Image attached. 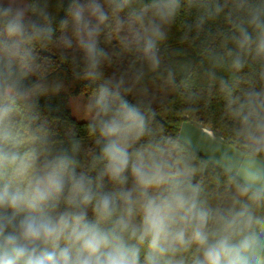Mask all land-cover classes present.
<instances>
[{
    "label": "clouds",
    "instance_id": "clouds-1",
    "mask_svg": "<svg viewBox=\"0 0 264 264\" xmlns=\"http://www.w3.org/2000/svg\"><path fill=\"white\" fill-rule=\"evenodd\" d=\"M178 21L229 123L227 142L201 134L214 145L203 159L104 71L115 36L138 81L158 73ZM49 46L94 86L88 149L40 120ZM165 82L178 87L170 68ZM0 264H264V0H0Z\"/></svg>",
    "mask_w": 264,
    "mask_h": 264
},
{
    "label": "trees",
    "instance_id": "trees-1",
    "mask_svg": "<svg viewBox=\"0 0 264 264\" xmlns=\"http://www.w3.org/2000/svg\"><path fill=\"white\" fill-rule=\"evenodd\" d=\"M178 25L179 21L169 31V38L162 48L164 60L161 70L152 73L144 69V76L139 81L136 79L140 70L139 61L134 54L120 47L117 37H108L104 47L109 51L111 60L104 67L105 75L117 79L123 77L130 89L129 99L150 104L156 110L162 135H178L181 123L189 120L208 127L215 136L227 142L230 130L222 98L217 87L201 77L207 64L201 65L197 44L182 42ZM37 58L39 67L34 79L47 89L40 99V120L46 122L48 128L61 139L74 130L85 148H90L86 125L82 126L84 122L73 117L69 100L80 94L88 96L94 86L75 78V65L61 60L55 46L38 51ZM169 68L174 73L176 88L165 82ZM189 78L190 86L185 87L182 81ZM57 83L61 85L59 89L55 87ZM19 123L23 127V115L19 117ZM198 156L203 159L200 154ZM201 178L211 196L217 197L222 193V186L216 184L212 168L207 169Z\"/></svg>",
    "mask_w": 264,
    "mask_h": 264
},
{
    "label": "water",
    "instance_id": "water-1",
    "mask_svg": "<svg viewBox=\"0 0 264 264\" xmlns=\"http://www.w3.org/2000/svg\"><path fill=\"white\" fill-rule=\"evenodd\" d=\"M182 133L185 135H190L193 138L194 147L198 150V154H200L203 157L206 155L211 156L213 154L214 145L205 142L204 140L201 139L202 133L207 135H214L208 127L201 126L200 124L189 120H184L180 125L178 135Z\"/></svg>",
    "mask_w": 264,
    "mask_h": 264
},
{
    "label": "rangeland",
    "instance_id": "rangeland-1",
    "mask_svg": "<svg viewBox=\"0 0 264 264\" xmlns=\"http://www.w3.org/2000/svg\"><path fill=\"white\" fill-rule=\"evenodd\" d=\"M87 97L88 96H84L83 94H80V95L71 97L69 100L72 115L74 118H76L79 121L85 119L83 107H84V104L86 103Z\"/></svg>",
    "mask_w": 264,
    "mask_h": 264
}]
</instances>
